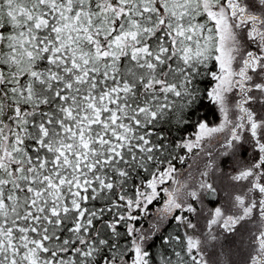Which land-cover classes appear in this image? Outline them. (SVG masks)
Returning a JSON list of instances; mask_svg holds the SVG:
<instances>
[{"label":"snow or ice","instance_id":"1","mask_svg":"<svg viewBox=\"0 0 264 264\" xmlns=\"http://www.w3.org/2000/svg\"><path fill=\"white\" fill-rule=\"evenodd\" d=\"M0 264H264V0H0Z\"/></svg>","mask_w":264,"mask_h":264},{"label":"trees","instance_id":"2","mask_svg":"<svg viewBox=\"0 0 264 264\" xmlns=\"http://www.w3.org/2000/svg\"><path fill=\"white\" fill-rule=\"evenodd\" d=\"M210 119H211V117H210ZM189 163H193L192 161H189ZM202 166V165H201ZM179 167V166H178ZM183 167H187V165H185V166H183ZM194 167H195V165H194ZM185 175H186V173H185ZM181 178H183V177H181Z\"/></svg>","mask_w":264,"mask_h":264}]
</instances>
